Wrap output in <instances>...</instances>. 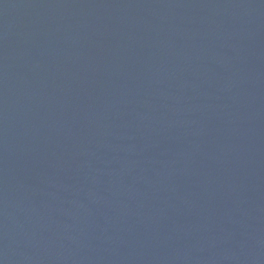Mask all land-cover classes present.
I'll list each match as a JSON object with an SVG mask.
<instances>
[{
  "label": "water",
  "instance_id": "1",
  "mask_svg": "<svg viewBox=\"0 0 264 264\" xmlns=\"http://www.w3.org/2000/svg\"><path fill=\"white\" fill-rule=\"evenodd\" d=\"M0 264H264V0H0Z\"/></svg>",
  "mask_w": 264,
  "mask_h": 264
}]
</instances>
